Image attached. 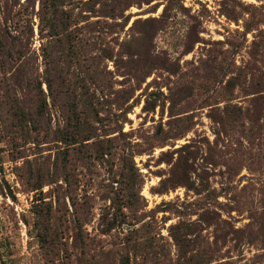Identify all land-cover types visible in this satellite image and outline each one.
Returning <instances> with one entry per match:
<instances>
[{
	"label": "rangeland",
	"instance_id": "1",
	"mask_svg": "<svg viewBox=\"0 0 264 264\" xmlns=\"http://www.w3.org/2000/svg\"><path fill=\"white\" fill-rule=\"evenodd\" d=\"M80 1L0 0V264H264V0Z\"/></svg>",
	"mask_w": 264,
	"mask_h": 264
},
{
	"label": "trees",
	"instance_id": "2",
	"mask_svg": "<svg viewBox=\"0 0 264 264\" xmlns=\"http://www.w3.org/2000/svg\"><path fill=\"white\" fill-rule=\"evenodd\" d=\"M63 0H52V4L55 9H59L60 5H62ZM80 4L86 8L88 11H93L96 8V5H94L93 0H81ZM104 14L111 18H116L118 16H121L122 8L121 7H110L106 11H103ZM77 122H78V117H77Z\"/></svg>",
	"mask_w": 264,
	"mask_h": 264
}]
</instances>
